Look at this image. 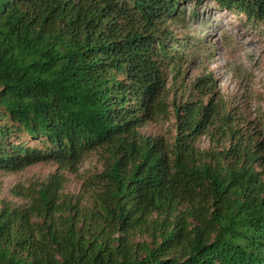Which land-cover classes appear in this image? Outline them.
Wrapping results in <instances>:
<instances>
[{"label":"trees","instance_id":"obj_1","mask_svg":"<svg viewBox=\"0 0 264 264\" xmlns=\"http://www.w3.org/2000/svg\"><path fill=\"white\" fill-rule=\"evenodd\" d=\"M181 1L0 0V169L105 157L89 210L58 202V173L1 208L0 264H264V144L202 99L173 102L172 143L139 131L167 113L176 56L157 32ZM213 1L264 26V0ZM204 133L231 142L202 150Z\"/></svg>","mask_w":264,"mask_h":264},{"label":"rangeland","instance_id":"obj_2","mask_svg":"<svg viewBox=\"0 0 264 264\" xmlns=\"http://www.w3.org/2000/svg\"><path fill=\"white\" fill-rule=\"evenodd\" d=\"M176 7L179 13L166 17L157 32L160 41L176 56L175 68H164L167 113L148 120L139 131L172 143L176 135L173 102L202 99L206 104L210 100L236 130L235 135L242 141L247 139L253 150L258 149L264 144V26L221 8L213 0L181 1ZM16 141L34 144L24 134ZM230 142V138L217 133H204L196 146L221 151ZM255 168L259 170L257 165ZM104 169L101 148L85 153L77 167L70 170L59 169L51 160L16 171L0 169V210L5 204L11 208L29 206L57 173L64 180L57 191L58 202L67 201L66 206L77 203L89 210L103 182L98 174ZM143 240L148 241V236H135V242Z\"/></svg>","mask_w":264,"mask_h":264}]
</instances>
